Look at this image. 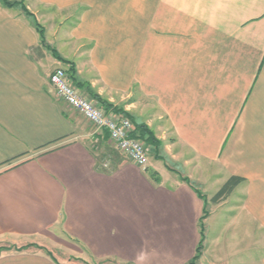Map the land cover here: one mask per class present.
Wrapping results in <instances>:
<instances>
[{
    "label": "crops",
    "instance_id": "obj_1",
    "mask_svg": "<svg viewBox=\"0 0 264 264\" xmlns=\"http://www.w3.org/2000/svg\"><path fill=\"white\" fill-rule=\"evenodd\" d=\"M8 1L28 14L0 3V264H187L203 216L195 264H264V0ZM56 68L151 131L145 168Z\"/></svg>",
    "mask_w": 264,
    "mask_h": 264
},
{
    "label": "built area",
    "instance_id": "obj_2",
    "mask_svg": "<svg viewBox=\"0 0 264 264\" xmlns=\"http://www.w3.org/2000/svg\"><path fill=\"white\" fill-rule=\"evenodd\" d=\"M49 83L58 98L88 121L96 133L106 131L110 141L131 163L141 168L146 167V144L134 135V127L127 117L107 112L99 103L89 99L72 83L68 72L63 68H56L50 74Z\"/></svg>",
    "mask_w": 264,
    "mask_h": 264
},
{
    "label": "trees",
    "instance_id": "obj_3",
    "mask_svg": "<svg viewBox=\"0 0 264 264\" xmlns=\"http://www.w3.org/2000/svg\"><path fill=\"white\" fill-rule=\"evenodd\" d=\"M0 3L5 6V7H13V6H19L23 11L24 13L28 14V12L26 11L24 5L22 4V2H16V1H8V0H0ZM36 29L40 35V39H41V42L44 43V32H43V29L36 25ZM58 57V56H57ZM72 73H73V68L70 69V73H69V77L70 79L72 80ZM96 98V97H95ZM99 100V99H97ZM99 104L103 107V109L107 112H115L116 114H121V115H124L123 113L120 112L119 109H117L116 111L114 109H111V105L107 104L106 102L104 101H100L99 100ZM134 135L141 138L144 143L146 145H149V146H154L155 148L158 147V142L154 135L151 133V131L149 129H147L144 125H141L140 127H135L134 128ZM242 182V179L238 178V177H230L226 182L225 184L216 192V194L212 197V202L213 203H218L222 200H224L226 197H228L231 192L234 190V188L236 186H238L240 183ZM204 216L201 217L200 219V222H199V227H200V240H199V243L196 247V250H195V254L194 256L192 257V259L187 263V264H195L196 261L198 260L200 254H201V251H202V248H203V224H202V220H203Z\"/></svg>",
    "mask_w": 264,
    "mask_h": 264
},
{
    "label": "rangeland",
    "instance_id": "obj_4",
    "mask_svg": "<svg viewBox=\"0 0 264 264\" xmlns=\"http://www.w3.org/2000/svg\"><path fill=\"white\" fill-rule=\"evenodd\" d=\"M112 142V141H111ZM112 144L114 145V147H112V149L113 150H115V151H117L118 153L120 152V154H122V155H124L125 156V154L122 152V151H120L117 147H116V145L112 142ZM146 147H147V150H148V152H147V156H148V154L151 152V148H150V146L149 145H146ZM126 157V156H125ZM213 186H214V184L211 182L210 183V185H208V188H210V190H208V191H206L205 192V196H209L210 194H212L213 195V192H214V188H213ZM259 232L257 231V240H259L260 238H259ZM260 241H264V239H262V240H260ZM260 241H258V243L260 242ZM264 243V242H263Z\"/></svg>",
    "mask_w": 264,
    "mask_h": 264
}]
</instances>
